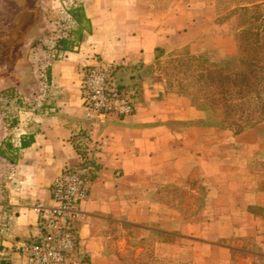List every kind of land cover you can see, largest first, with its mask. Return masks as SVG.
Returning a JSON list of instances; mask_svg holds the SVG:
<instances>
[{"label": "crops", "instance_id": "obj_1", "mask_svg": "<svg viewBox=\"0 0 264 264\" xmlns=\"http://www.w3.org/2000/svg\"><path fill=\"white\" fill-rule=\"evenodd\" d=\"M73 9L68 48L37 57L48 88H28L32 107L4 117L1 264L21 262L18 243L38 233L35 203H49L53 181L84 156L93 183L77 226L87 264H264L259 134L223 127L159 74L161 50L209 44L216 0H78ZM96 62L128 90L132 114L86 119L82 81Z\"/></svg>", "mask_w": 264, "mask_h": 264}, {"label": "rangeland", "instance_id": "obj_2", "mask_svg": "<svg viewBox=\"0 0 264 264\" xmlns=\"http://www.w3.org/2000/svg\"><path fill=\"white\" fill-rule=\"evenodd\" d=\"M246 1L216 0V26L205 49L186 47L168 52L166 50L158 52V57H162L158 61V67L161 70L159 71L160 78L167 80L170 89L190 96L198 106L209 109L212 114L216 112L220 115L216 107L211 108L205 102V96L208 95L206 93L220 91L222 83L220 80L225 79V76L219 74L217 69L212 74L211 67L222 68L224 72L229 71L233 81L236 80L237 73L240 76L242 73L251 72L254 74L251 88H264L262 77L264 75L262 70V66H264V37L258 39L254 34L250 35L247 32L248 28L246 27L253 29L254 32L260 29L256 28L257 24L254 29L242 20L244 8L242 6L246 4ZM60 4L61 0H0V95L12 88H26L27 92L28 88H42L41 81L47 74L46 68L37 57L41 58L48 51L52 52L57 40L61 39L63 33L60 25L63 22V17ZM262 12H264V3ZM247 17L249 16L247 15ZM244 32L250 35V43L253 47L251 54H242V43L239 39L240 34ZM250 32L252 33V31ZM243 57H253L254 65L243 64L241 60ZM162 66H164L163 70ZM243 87L244 85L240 81H237L236 86L232 84L225 86L227 89L232 88L236 91ZM27 92L22 91L24 96L22 105L25 109L26 105L35 100L31 97L34 92H28L29 94ZM236 102V105L232 104L234 109L247 107V104H241L239 100ZM260 105L259 100L251 102L250 106L254 112L250 117L253 118V122H251L252 126L247 128L240 129L236 118L228 121L230 125L225 124L223 120L215 122L237 133L254 130L259 134L260 145L264 146V118H257L259 112L257 110L260 109ZM224 109L226 111V108ZM234 113L235 110L231 111V116L235 117ZM3 118L0 103V137L2 130L11 127L8 120ZM234 123L237 126H234ZM1 208L0 205V222L3 211ZM4 230L5 226L0 225L1 235ZM0 250H2L1 241ZM1 257L0 255V264Z\"/></svg>", "mask_w": 264, "mask_h": 264}, {"label": "built area", "instance_id": "obj_3", "mask_svg": "<svg viewBox=\"0 0 264 264\" xmlns=\"http://www.w3.org/2000/svg\"><path fill=\"white\" fill-rule=\"evenodd\" d=\"M76 1L61 0V39L69 37L76 28V21L70 12ZM47 81L46 75L41 81L42 88H48ZM81 88L85 117L98 125L103 124L109 115L125 117L135 110L128 90L113 79L111 67L101 62L88 66ZM32 101L30 107L34 104ZM23 102L20 88L2 92L0 103L3 116L9 119L18 116L24 108ZM92 169L86 156L79 163L67 166L51 185V201L39 200L35 203L38 233L30 240L18 243L17 249L22 256L19 264L88 263L80 249L77 225L84 216L83 204L90 198Z\"/></svg>", "mask_w": 264, "mask_h": 264}, {"label": "trees", "instance_id": "obj_4", "mask_svg": "<svg viewBox=\"0 0 264 264\" xmlns=\"http://www.w3.org/2000/svg\"><path fill=\"white\" fill-rule=\"evenodd\" d=\"M263 3L264 0H247L246 4H243L242 7L243 8V16H242V20L245 22L246 25H251L254 29H255V24H257L256 28H259L260 30L257 32H254L253 29L248 28V31L251 34H254L255 36H257L258 39H260L261 37H264V12H262L263 10ZM71 15L74 17L75 21H76V16H75V9H71ZM247 15L249 17H247ZM241 20V19H240ZM244 28V26H243ZM252 31V33L249 31ZM75 31V30H74ZM241 33L240 34V43H242V54H251V51L253 49L250 41V35L247 33ZM71 35H73V33H71ZM71 35L69 37H64L62 39H60L55 45H54V51H63L66 50L68 48V45H66V43H70L71 41ZM246 41V42H245ZM241 47V44H240ZM243 56V55H242ZM243 64L248 63L249 66L254 65V63L252 62L254 59L253 57L250 58H245L243 57L242 59ZM215 65V64H212ZM215 69H217V71L219 72V74H223L225 76V79L220 80L222 83L220 84V88L221 90L218 92H208L206 93L207 96H205V102L211 107V108H217L216 110L219 112V114L223 115L222 117L218 114L213 113L212 115H218L220 116V120L227 124L230 125V122L233 118H236V122H239V126L240 129L242 128H247L249 126H252L251 122H253V118H251V114L252 112H254V109L251 108L250 104L253 101H257L259 100L260 102V109L257 110L258 112V116L257 118H264V88H251L253 85V78H254V74L251 72H245L239 74L237 73V77L236 80L233 81V77H231V73L228 72H224L222 68H212L211 67V73L214 74L216 71ZM262 70L264 71V66H262ZM264 73V72H263ZM215 76V75H212ZM263 79H264V75H262ZM262 79V78H261ZM237 81H240L244 87L240 88L239 90H233L232 88H225V86H230V84L232 85H237ZM240 101L241 104H247V107H241L238 109H234V106L232 104L236 105V101ZM205 108V107H204ZM226 108V111L225 109ZM207 109V108H205ZM208 111H210L209 109H207ZM235 110V117L231 116V111L234 112ZM211 113V112H210ZM223 118V119H222ZM222 125V124H221ZM234 126L237 124L234 123Z\"/></svg>", "mask_w": 264, "mask_h": 264}]
</instances>
